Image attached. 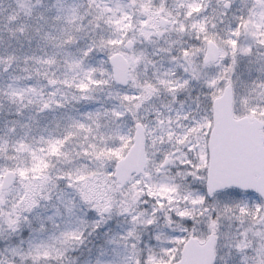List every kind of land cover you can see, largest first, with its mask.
Instances as JSON below:
<instances>
[{"label": "snow or ice", "instance_id": "snow-or-ice-1", "mask_svg": "<svg viewBox=\"0 0 264 264\" xmlns=\"http://www.w3.org/2000/svg\"><path fill=\"white\" fill-rule=\"evenodd\" d=\"M0 264H264V0H0Z\"/></svg>", "mask_w": 264, "mask_h": 264}]
</instances>
